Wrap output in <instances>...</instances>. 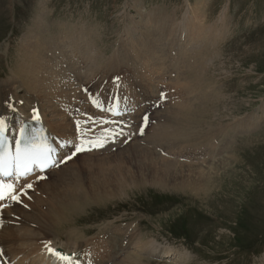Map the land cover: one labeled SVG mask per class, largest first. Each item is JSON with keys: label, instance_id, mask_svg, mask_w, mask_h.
<instances>
[{"label": "rangeland", "instance_id": "1", "mask_svg": "<svg viewBox=\"0 0 264 264\" xmlns=\"http://www.w3.org/2000/svg\"><path fill=\"white\" fill-rule=\"evenodd\" d=\"M31 34L50 42L47 57L68 54L60 58L62 68L69 69L64 71L67 80L78 72L65 82L74 89L73 106L69 101L61 104L74 128L67 187L94 183L108 195L91 200L56 230L59 242L72 246L112 229L122 230L123 236L126 229L123 252L106 264H118L126 253L139 264H264V0H0V84L8 85L20 53L28 50L24 37ZM68 35L80 40L75 55L60 44ZM124 88L131 92L122 93ZM133 93L137 97L131 112ZM142 95L147 98L140 101ZM149 98L143 113L141 104ZM185 103L192 114L187 128L186 113L173 114ZM112 108L118 111L115 120L108 115ZM128 109L131 113H125ZM161 122L172 127L165 132H179L188 141L179 138L168 154L155 151L157 159L131 150L140 146L130 144L128 136L120 146L125 150L114 148V137L134 136L131 125L137 124L136 136L143 141L156 138L154 129L159 138ZM94 125L95 133L85 128ZM78 147L85 150L77 152ZM187 165L205 171L198 183L205 189L199 193L203 198L179 188L185 176L199 172ZM64 166L59 163L53 174L30 184L40 183L41 196L56 194L55 174ZM232 167L233 173L228 171ZM45 185L52 188L46 191ZM23 201L5 208L17 206L33 214ZM0 217L1 232L10 226ZM43 219L50 222L47 216ZM136 241L171 256H137ZM7 243L0 239V264L14 262ZM35 247L30 254L46 248L41 243ZM107 253L105 249L96 255Z\"/></svg>", "mask_w": 264, "mask_h": 264}, {"label": "bare ground", "instance_id": "2", "mask_svg": "<svg viewBox=\"0 0 264 264\" xmlns=\"http://www.w3.org/2000/svg\"><path fill=\"white\" fill-rule=\"evenodd\" d=\"M41 29H44V28H41ZM41 39H43V38H39V35L34 36L33 34L26 35L24 37V41L26 42L25 43L26 46H24V47H27L28 50L25 48L20 53L21 55L17 61V68L18 69L16 68L15 70H11V74L13 76H11L5 82L8 85L0 84V119L4 120L6 127L9 129L10 135L14 136V141L16 140L17 136L21 133V129H23L24 124H30V123L38 124L40 127H42L44 135L46 136V134H48L49 137L52 139V141L56 144V147L58 149V152H57L58 161H59L58 163H61L62 161L65 160L66 166H64L60 171H58L55 174V175H58L56 179L59 180L56 183V185L54 186L55 189L57 190L56 194L52 193L49 196H41L42 192L37 189V187L39 186L40 183L36 182L35 184L32 185L31 189L27 190L26 194H24L22 196L20 195L21 197H20L19 201L24 200L23 201L25 204L24 206H26L28 208V210L31 211L32 209H34L35 211L33 214H28L27 211L20 210L17 206H14L13 210L12 209L6 210V208L0 209V216L4 215L3 220H4L5 226H10L8 228L3 229L0 232V239L2 240V242H4V241L8 242L5 246V248H6L8 253L13 254V260H14L13 264H106L107 262H110L112 259H117L118 256L123 252V249H124L123 248V246H124L123 237H124L125 233L127 232L126 229H125L126 232L123 234V236H119L120 233H122V230L117 231V230L112 229L111 231H107L105 234H103L102 237L98 236L94 239L89 238V240H86L85 243H73L72 246H69L70 243L68 241H66V242L60 241L59 242L58 240H60L61 238L55 234V231L61 229L67 220H69L70 218L74 219L75 214L81 213L82 209L86 205H88L91 200H93V199L96 200V199H99L101 197H106L108 195H105L107 193L101 194L104 191L101 190L102 189L101 187L100 188L97 187L94 183H91L89 187H84V186L80 187L79 186L76 189H72L70 187H67V183H68L67 179L69 176H71V175H68V172H69L68 170H70V168L72 167L69 165L70 162H68V157L72 154L71 150H74V146H73L74 143L72 141V140H74V128H73V125L71 122L72 120L70 121L71 118H69V116L66 115L61 110V108H62L61 104L64 103V105H65V104H67L66 102L69 101L71 103V105L73 106V101H72L73 93H72V91L74 89L69 90L71 88V86H70L71 84H65V82H70L71 80H74L75 77L78 76V72L74 73L71 77L69 76L70 78L67 80L66 78L68 77V75L67 76L64 75V71L66 69L62 68L60 58L66 57V56H68V54H66L64 51L63 52L59 51L58 56L55 54L56 55L55 57H52V55L50 58L47 57V54L51 51V50H49L51 45H50V42H48V41L42 42ZM66 39H70V42L66 41ZM66 39L64 41H61L60 44H62L65 47L71 48L73 50L74 55L76 54L75 50L80 51V48H81V45L79 43L80 40H71V35H68V37ZM57 41H58V38H56L54 45L56 44ZM41 43H43V44L41 45ZM67 43H70V45H68ZM44 45H45V48H44ZM54 45H53V47H54ZM85 48H86V50H88L87 44H85ZM66 49H68V48H66ZM47 50H49L48 53H47ZM22 53H24V54H22ZM85 53L86 52H84V50H83L82 54H85ZM168 56H169V54H168ZM73 58H76V57H73ZM123 58H125V57H123ZM53 59H54V62H53ZM157 59H159V58H157ZM127 60H125L119 64L125 65ZM57 61H58V65L55 67L54 64ZM84 61H87V60H84ZM73 63H76V62H73ZM73 63H70V64H73ZM91 64H92V60H91ZM115 64H116V62H115ZM105 65H107V64H105ZM111 66H112V64H111ZM70 69H72V68H70ZM67 70H69V69H67ZM10 83H14V85L10 86L9 85ZM148 87H150V86H148ZM131 88H132V85H131ZM129 91L131 92V90L129 88H124V90L122 89V93H125V94H127ZM151 94H154V92H152ZM133 96H134V98H133L132 106L129 107L131 112L134 110L135 103H136V97H137L134 93H133ZM146 98L147 97L145 95H142L140 97V101L143 99H146ZM152 98L145 100V102L141 104V105H143V109H142L143 113L145 111L144 106H146V101L148 102ZM113 100H115V99H113ZM10 105H11V107H10ZM129 109L126 110V112L124 110L123 111L125 113H131ZM178 110H179V112L173 113V114H175L176 116H179L181 113H186L187 118H185V119H186V128H187V126H189L188 121L192 119V117H191L192 114L190 112V104L185 103L181 107H179ZM174 111H175V109H174ZM137 112H138V110H137ZM142 112H140V113H142ZM145 112H147V110ZM150 114H152V113H150ZM36 116H38L39 119H35L34 117H36ZM146 116H147V114L145 115V117ZM148 116H150V115H148ZM156 119H157V117H156ZM169 120H167L168 124L170 123ZM182 121H185V120L182 119ZM167 122L165 124L163 122L159 123V128H161L159 130V133H160L159 138H157V131L158 130L154 129L152 131L155 133L156 138L159 140H157L154 137L151 140V142L143 141L139 136H136L137 124L131 125L134 136L133 135L130 136L126 133L120 134V135H118L116 133L118 136L114 137L115 138L114 146H116L114 148H116V150H117V148H118V150H125V148H121L120 146L124 144L122 138L124 136H128L130 139H133L130 144H134V146H135V144L140 146V147H137L138 149L130 147L131 150L132 149H134L135 151L141 150L142 152H145L148 154L151 153L150 155L153 156L152 158L157 159L156 155H155L156 154L155 151L161 149L163 152L169 153V151H173L176 148V144L174 142L177 143V140L179 138H185L186 141H188L187 137H182L179 134V132H174V131H170L169 133L165 132L167 130V128H169V129L172 128V127L170 128L167 125ZM138 125H140V124H138ZM85 128L88 131H91L92 129H94L95 131H93L92 133L96 132L95 125L94 126H87ZM113 131L116 132V130H113ZM115 132H113L114 135H115ZM191 133H192L191 130L188 133L187 129H186L185 134L190 136ZM146 134L147 133L145 132L143 136H145ZM120 138H121V140H120ZM142 142H145L148 144V145H145V147H147V148L140 145V144H142ZM87 149L89 150L90 148H87ZM177 151L179 152V150H177ZM105 152L109 153L107 150H105ZM157 157L162 158L160 155H157ZM133 159H134V157H133ZM158 160H160V159H158ZM161 161H163V160H161ZM164 162H166V161H164ZM169 164L175 167V165H173L171 163H169ZM183 167H185V166H183ZM186 168H191V169H194V170L199 171V172H197L198 174L196 173L195 174L196 176H194V177L188 176V175L185 176L186 182H184L183 185L180 186L179 188H185V191L189 190L190 192H193L194 195H196L199 199L203 198V196H201V194H199V193L204 192L205 189L198 186V183L200 182V178L202 179V171H204V170H202V168H199V167L193 168V167H190L188 165L186 166ZM165 169H166V167H165ZM174 169L175 168H173V171H174ZM55 171H56V169H51L44 174H39L35 171L32 175H29L26 179H22L19 181L10 180V181H6L4 183L5 184H13V183L18 184L20 182V185L14 186L15 192H13L12 195H15L19 191L26 189L25 188L26 186L24 184L26 182L28 183V182H32L33 180H35L36 174H38L40 176L45 175V174L48 175L50 173L53 174ZM228 171L229 172L232 171V173H233L236 170L234 169V167H232ZM229 172H228L229 175H226V176H230ZM165 173L163 171V174H165ZM168 175H169V172H168ZM94 178H95V176H94ZM181 180H182V178H181ZM16 182H18V183H16ZM63 186H65V189H66L64 191H62ZM44 188L46 191H48L52 188V186L51 185H45ZM5 191H6V193H5L6 198H5V200L0 201V208L4 204H6L8 202L7 199L10 198V196L8 195L7 189ZM32 192H35L36 194H32ZM94 203H96V202L94 201ZM11 206H13V205H11ZM46 216H47V219L50 221L49 223H47L43 219V217H46ZM0 219H1V217H0ZM17 224H19L21 227L15 228V226H17ZM32 226L36 227V229L32 228ZM130 229H131V227H130ZM134 237L136 238L137 236L134 235V233H133L132 238H134ZM17 241H19V243H17ZM40 243L42 246H44L46 248L41 249L37 254H34V255L30 254V252H31L30 250L31 249L33 250L34 248L37 249L35 246H37ZM107 243H113L114 247L113 248L106 247ZM136 244H137V247H135V250H137L136 251L137 256H138V254L146 255V256L150 255L154 258L155 257L168 258L171 256V255H169L170 252H162L160 249L157 250V248L154 246H152V248H151V245L149 243H146V244L140 243L141 244L140 245L136 241L135 245ZM148 246L152 249L151 252H150V248H147ZM12 247L16 251H14ZM49 248H52L55 252L61 250L62 251L61 253H64L65 255L70 257V259L66 260V261L58 259L57 256L53 255L52 253H50V251H48ZM85 248L89 251V255L87 254V251L85 253ZM105 249L108 250L107 254L96 255V253L98 251L105 250ZM120 249H122V251ZM90 255L94 256L95 258H91ZM165 255H167V257ZM124 256L126 257L125 259L124 258L122 259V257H121L117 260V261H119L118 264H127V262L129 264H139V263H137L138 260H137V262H134L135 259H134L133 255L128 256L126 253Z\"/></svg>", "mask_w": 264, "mask_h": 264}, {"label": "snow or ice", "instance_id": "3", "mask_svg": "<svg viewBox=\"0 0 264 264\" xmlns=\"http://www.w3.org/2000/svg\"><path fill=\"white\" fill-rule=\"evenodd\" d=\"M11 107V105H10ZM14 110V109H13ZM35 119H39L38 116L34 117ZM147 120V117L145 118ZM6 131V125L3 119H0V147H3L4 144V133ZM142 134V132H141ZM21 139L26 140L27 137L24 136V130L21 129ZM20 141H17V153L15 157V163L12 167H7L5 165L3 157H0V201L5 200V190L7 189L8 195L11 197L12 200L19 202V194L18 195H12L13 192H15V188L12 184H5L4 178L12 177L15 179L24 178L26 179L29 175H31L33 166H39L44 165L46 167L55 166L52 164H49V161L51 160L50 153L52 152V149L49 148H43L39 151L32 148L30 145H26L23 150L19 148ZM99 147H103V143H98ZM85 149L82 147H78L76 149L77 152H82ZM68 159H72V156H69ZM44 169L41 168V171ZM32 185L27 184L26 189H31ZM21 194H26V191H22ZM50 253L57 256L60 260H68L69 258L67 256H62L58 252H55L53 249H49Z\"/></svg>", "mask_w": 264, "mask_h": 264}, {"label": "trees", "instance_id": "4", "mask_svg": "<svg viewBox=\"0 0 264 264\" xmlns=\"http://www.w3.org/2000/svg\"><path fill=\"white\" fill-rule=\"evenodd\" d=\"M174 236H175L177 239H180V238L182 237L181 234H180V235L175 234ZM186 240H190V239H186ZM262 250H264V247H262Z\"/></svg>", "mask_w": 264, "mask_h": 264}]
</instances>
